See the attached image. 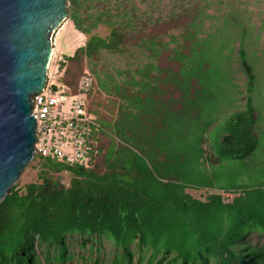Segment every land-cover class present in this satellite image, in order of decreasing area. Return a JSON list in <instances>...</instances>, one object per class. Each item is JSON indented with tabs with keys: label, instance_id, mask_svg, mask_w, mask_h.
I'll use <instances>...</instances> for the list:
<instances>
[{
	"label": "trees",
	"instance_id": "obj_1",
	"mask_svg": "<svg viewBox=\"0 0 264 264\" xmlns=\"http://www.w3.org/2000/svg\"><path fill=\"white\" fill-rule=\"evenodd\" d=\"M67 3L69 20L87 39L60 61L66 93H76L86 72L75 83L64 80L82 57L122 55L132 44L146 61L93 74L98 88L87 112L99 128L89 166L42 158L37 180L13 186L0 202V264H100L105 259L94 252L104 241L114 249L108 264H133L135 250L137 264L146 256L145 264H264V245L247 240L264 234V26H255L248 3H228L221 17L185 11L182 31L167 42L138 35L142 18L127 1ZM213 17L218 22L207 32ZM99 25L106 37L94 33ZM220 83L237 102L207 100ZM95 91L114 98L109 119L94 109ZM207 109L215 113L209 120ZM63 171L71 174L68 187L57 176ZM72 239L90 255L73 253Z\"/></svg>",
	"mask_w": 264,
	"mask_h": 264
},
{
	"label": "water",
	"instance_id": "obj_2",
	"mask_svg": "<svg viewBox=\"0 0 264 264\" xmlns=\"http://www.w3.org/2000/svg\"><path fill=\"white\" fill-rule=\"evenodd\" d=\"M68 19L67 0H0V202L34 158L33 97L45 87L54 35Z\"/></svg>",
	"mask_w": 264,
	"mask_h": 264
},
{
	"label": "rangeland",
	"instance_id": "obj_3",
	"mask_svg": "<svg viewBox=\"0 0 264 264\" xmlns=\"http://www.w3.org/2000/svg\"><path fill=\"white\" fill-rule=\"evenodd\" d=\"M131 3L132 6H135L137 13L140 14L142 20L139 22V27L137 31L138 35H146V34H157L163 42H167L169 40L170 35L179 34L182 31V26L185 22V18H179L181 13L184 14L185 11H192L193 9L205 8L209 14L221 17L225 13V7L228 6V3L238 0H121ZM241 2L248 3V8L250 9L249 15L257 28L261 27L263 23L264 26V0H239ZM114 2V0H112ZM185 16V15H184ZM152 19L155 21V26L152 27L150 23H147L148 19ZM218 20L213 18H207L204 23V30L207 32L213 31L212 24L217 23ZM94 33L101 37H106L109 33L107 27L105 25H99ZM261 39L264 41V30L261 34ZM87 37L83 35L81 32L76 30L74 24L69 19L63 24V26L58 30V32L54 35L53 39V47L55 49L53 59L51 60L49 70H48V85L55 86V88L59 89L60 84L62 83V79H59L58 76L60 72L59 64L62 59H67L72 56L75 50L84 45ZM238 47V44H236ZM127 52L125 54H113L106 51H102L99 55H95L92 58L87 59L86 57H82V59L75 63V67H71L66 75H64V80L67 82H77L79 76L83 73V71H88L93 74H101L104 72L113 74L115 70H122L128 67L134 69L139 63H145L146 61V51L144 49L138 48L135 45H128L126 48ZM167 53H165L161 60L166 62ZM264 77V74L262 75ZM96 77V75H95ZM222 76H218V78ZM239 79L240 86H244L245 76L241 73L237 74ZM97 78L94 79L95 88H98ZM220 81V80H219ZM94 86V85H93ZM218 88L212 92L211 96L208 97V101H214L217 104V107L223 105H232L235 101L237 102V94L236 92H232L230 87L226 83H220ZM264 88V80H262L261 84H258V90ZM93 99V107L99 108L100 115L103 118L109 119L110 114V105L108 104L109 100H114V98L109 97L108 95L101 93H95L92 95ZM208 104V103H207ZM234 104V103H233ZM237 104V103H236ZM69 106L67 104L65 109ZM215 113L211 112L209 109L206 111V119L209 120L213 117ZM259 122L256 123L257 126ZM258 127V126H257ZM264 136V135H263ZM207 149V147H205ZM209 150V149H208ZM229 164V162H226ZM38 163L35 159H33L29 164L26 165L24 170L22 171L18 181L14 184L17 188L24 187L26 184L34 182L37 180L38 175ZM70 179V177L68 178ZM63 180V178H62ZM194 196H199V193L194 191H188ZM78 239H72L69 241L71 245V250L76 255L81 253L85 255H90L88 251V246L85 249H82L78 244L72 245L73 242H77ZM249 243L255 244L259 243L260 245H264V234H255L247 239ZM46 246H40V250H44ZM132 249L134 246H132ZM113 246L108 241H104L103 250L100 253L94 252V257H100L105 259L103 263L100 264H108L109 261L113 258L112 251ZM148 256H146L144 262L145 264L148 260ZM83 264L81 260L78 258L67 264ZM164 264H180L179 261L173 262V259H165ZM133 264H137V251L135 250V254L133 256Z\"/></svg>",
	"mask_w": 264,
	"mask_h": 264
},
{
	"label": "built area",
	"instance_id": "obj_4",
	"mask_svg": "<svg viewBox=\"0 0 264 264\" xmlns=\"http://www.w3.org/2000/svg\"><path fill=\"white\" fill-rule=\"evenodd\" d=\"M53 55L54 51L51 60ZM93 85L94 77L86 71L79 80L76 93L68 94L62 88L54 90L48 85L47 72L45 87L40 94L34 95L32 102V115L36 120L33 159L37 163L42 158L85 167L92 163L96 153L93 135L99 128L97 121L87 112V97ZM67 104L69 106L65 109ZM57 176L66 187L69 186V172L63 171Z\"/></svg>",
	"mask_w": 264,
	"mask_h": 264
},
{
	"label": "crops",
	"instance_id": "obj_5",
	"mask_svg": "<svg viewBox=\"0 0 264 264\" xmlns=\"http://www.w3.org/2000/svg\"><path fill=\"white\" fill-rule=\"evenodd\" d=\"M83 45V44H82ZM53 51L55 52V49H54V47H53Z\"/></svg>",
	"mask_w": 264,
	"mask_h": 264
},
{
	"label": "bare ground",
	"instance_id": "obj_6",
	"mask_svg": "<svg viewBox=\"0 0 264 264\" xmlns=\"http://www.w3.org/2000/svg\"><path fill=\"white\" fill-rule=\"evenodd\" d=\"M52 52H53V50H52Z\"/></svg>",
	"mask_w": 264,
	"mask_h": 264
}]
</instances>
